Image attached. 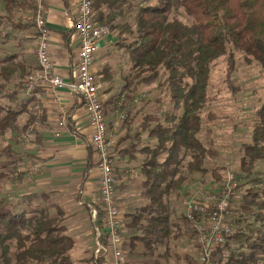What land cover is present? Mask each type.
<instances>
[{
    "label": "trees",
    "instance_id": "1",
    "mask_svg": "<svg viewBox=\"0 0 264 264\" xmlns=\"http://www.w3.org/2000/svg\"><path fill=\"white\" fill-rule=\"evenodd\" d=\"M6 2L7 17L15 18L14 1ZM93 3L96 19L110 26L129 1L93 0ZM135 8L134 25H124L118 34V45L129 53L132 61L133 79L150 84L165 76L170 98L181 109L179 114H167L166 124L154 114L145 116L141 129L157 139L154 146H141L137 134L132 137L138 140L131 142V147L144 154L141 172L145 194L153 205L161 208L165 195L176 192L186 181L187 175H178L185 152H190L192 158L189 175L207 172L206 163L212 161L207 158L218 157L215 150L207 149L197 137L202 129L201 112L208 103L213 62L233 46L245 54L247 62L257 61L264 70V0H157ZM180 9L191 19L190 23L177 16ZM18 71L23 72L24 66L14 63L12 57H0V135L13 127L25 110L17 102L7 103L8 98L15 100L16 94L6 89ZM110 71L111 67L106 65L98 72L99 82L109 81ZM31 124L30 118L24 128H31ZM241 149V168L250 179L255 161L264 159V101L257 113L251 142ZM5 167L0 153V179L6 175L2 171ZM251 181L254 183L242 194L240 205L232 208L235 232L227 242L231 256L224 259L219 247L212 264H264V180L252 177ZM56 210L57 214L51 215L47 209L35 206L18 209L8 197H0V264H74L70 252L76 241L63 222L65 210L60 207ZM161 217L160 222L168 220L166 215ZM181 217L191 224L185 216ZM156 218L150 216L144 226L147 232L142 239L146 244L161 241V236L158 239L152 236L158 231L157 226H161L155 224ZM97 224L102 225L100 206ZM101 243L106 245V238L102 237ZM103 251L90 260L103 264Z\"/></svg>",
    "mask_w": 264,
    "mask_h": 264
},
{
    "label": "crops",
    "instance_id": "2",
    "mask_svg": "<svg viewBox=\"0 0 264 264\" xmlns=\"http://www.w3.org/2000/svg\"><path fill=\"white\" fill-rule=\"evenodd\" d=\"M6 1L0 0V33L3 31L2 26H5L4 21H9ZM13 1L14 17L16 22L22 24L18 27L19 30L8 32L11 33L12 40L18 41L20 47H23L19 58L15 57V62L25 65L24 71L27 72L38 66L33 20L35 0ZM78 2L79 0H47L46 21L50 29L51 58L55 73L65 79L73 77L78 62L79 39L74 30ZM111 34L102 40V47L109 42ZM3 40L0 37L1 43ZM15 94V97L18 94L21 98L18 103L25 109L18 116L16 125L25 129L31 118V130L34 132L32 142L27 145L29 148H24L22 152L25 160L31 159L28 161L31 167L38 166L34 171L26 169L32 176L30 193L42 192V196L54 198L56 209L60 207L65 210L64 224L67 233L76 241L70 252L74 264H95L90 260L95 254H91L95 245L87 247L86 236L94 232L95 211L98 212L99 219L101 171L97 166L98 155L91 144L94 128L89 123L84 101L68 89L54 90L45 86L36 88L30 94L25 89ZM111 121L113 125H120L118 120ZM125 131V139L130 144L124 143L121 148H114L113 157L114 167L117 169L116 181L119 183L117 197L124 221L122 247L128 257L126 264H197L200 248L193 226L182 220L185 206L180 207L181 215L178 216L176 192L165 195L161 208L152 204L145 194L141 172L144 154L140 153L139 148L131 147V142L138 140L132 139L135 136L131 134L135 132L133 124ZM140 131L144 132H137L143 142L141 146L156 144V138L152 136L149 138L151 143L145 142L147 130L142 131L141 124ZM48 193H52L51 196ZM161 214L168 217L164 223L160 222ZM154 215L158 217L155 224L161 223V226H157L158 231L152 236L157 239L161 236V241H153L150 245L143 242L142 237L147 232L144 226L148 225L150 216ZM77 252L80 254L78 257Z\"/></svg>",
    "mask_w": 264,
    "mask_h": 264
},
{
    "label": "rangeland",
    "instance_id": "3",
    "mask_svg": "<svg viewBox=\"0 0 264 264\" xmlns=\"http://www.w3.org/2000/svg\"><path fill=\"white\" fill-rule=\"evenodd\" d=\"M128 1L129 3L124 5L121 10L118 9L114 22L110 24L112 29L111 38H109V42H106V46L101 48L96 57L97 75L98 72L103 71L106 65L111 67V79L101 82L100 94L107 123L109 122V130L113 140L116 141L114 148H121L124 143L130 144L125 139L127 138L126 128L133 124L135 132L131 134L140 133V124L148 114L159 116L161 122L166 124L165 117L167 114H179L181 112V109L176 108L175 102L170 98L168 86L165 84V76L150 84L138 83L133 79L132 61L129 58V53L118 45V34L124 25H134L133 15L135 14L136 5L152 4L157 0ZM177 16L184 22H191L183 9L179 10ZM16 21V18H10L9 21L5 20V26L1 25L3 31L0 33L1 40L4 39L3 43L0 42V57H12L14 63H17L15 57L19 58L23 48L20 47L18 41L12 40L13 37L9 33L20 29L17 25L20 26L22 23ZM23 66L25 69V65ZM210 69L208 103L201 112L202 129L197 137L207 149L215 150L218 157L216 159L207 158L212 160L206 163L207 172H197L189 175L188 164L192 159L191 154L190 152L183 154L178 175H187V177H185L186 181L180 189L176 191V213L178 216L181 215L180 207L183 208L190 198L198 195L203 190H218L223 185L228 171L232 172L235 177L233 180L235 189L231 194L232 208H237L240 205L242 194L252 187L254 183L251 181L252 177L264 180V159L255 161L250 179H247L246 173L241 168V148L244 144L251 142V134L257 122V113L264 101V70L257 61L247 62L245 54L233 46L229 47L227 54L215 60ZM31 71H18L8 82V89L6 90L10 94H14L16 92L21 93L22 89H25L26 93L30 94L23 80L26 74ZM229 78L230 81H228ZM8 99L10 100V98ZM9 100L5 102L14 104L18 103L21 98L17 94L15 100ZM111 120H118L120 125H113ZM16 124L17 122L13 127L6 130L7 132L4 135H0L1 161L6 164V167L2 169L4 173L6 172V175L3 179H0V197H8L10 202L18 209L35 206L45 208L51 215H56L55 205L57 203L54 198L44 197L42 192L30 193L29 186L32 182V176L29 175V171H26V169L29 168L30 170L31 164L28 161L31 159L26 158L25 160L22 152L24 148H29L27 145L33 139L20 140L19 136L27 131L32 132V134L34 132L31 130L32 127L26 130L20 128L19 125L17 127ZM149 138L150 135L147 130L144 137L145 142L151 143L152 140ZM140 142L143 143L141 140ZM155 143H157V139ZM10 152L14 155H11ZM214 171H216V174H214ZM238 174H242L244 177L239 179ZM117 189L119 190V183ZM48 194L51 196L52 193ZM234 215L235 212L231 209L232 220L235 217ZM65 220L66 218L63 221L64 223ZM94 235L95 233L92 232L86 236L87 247L90 248L93 244L95 245V247H92L91 254H94L97 249ZM85 253L89 254L88 251H85ZM79 255L77 252L76 256Z\"/></svg>",
    "mask_w": 264,
    "mask_h": 264
},
{
    "label": "built area",
    "instance_id": "4",
    "mask_svg": "<svg viewBox=\"0 0 264 264\" xmlns=\"http://www.w3.org/2000/svg\"><path fill=\"white\" fill-rule=\"evenodd\" d=\"M34 24L37 38L36 54L38 67L24 78V85L30 91L38 87H49L54 90L68 89L82 98L89 116V123L94 128L91 139L92 147L98 155L97 166L101 171L99 198L102 212V225L99 226L98 212H94L98 255L103 251V264H126L127 254L122 245L124 242V221L121 216L117 197V173L114 169L113 140L107 123L103 101L101 100V83L97 79L96 57L102 48V40L110 35L109 25L97 18L93 0H79L74 30L79 39L78 62L73 77L65 79L55 73L50 53V29L47 24V0H35ZM32 132L20 135V139H31ZM38 169L33 166L30 171ZM234 174L226 173V179L218 190L201 191L187 200L185 217L196 232L200 254L197 264H212L215 251L222 248L224 259L231 256L227 246L229 237L235 232L231 219V194L235 189ZM102 237L107 244L102 245Z\"/></svg>",
    "mask_w": 264,
    "mask_h": 264
}]
</instances>
